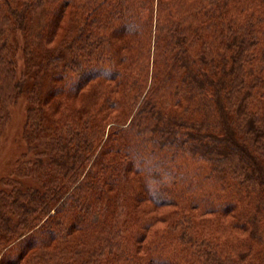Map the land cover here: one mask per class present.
Listing matches in <instances>:
<instances>
[{
	"label": "trees",
	"instance_id": "trees-1",
	"mask_svg": "<svg viewBox=\"0 0 264 264\" xmlns=\"http://www.w3.org/2000/svg\"><path fill=\"white\" fill-rule=\"evenodd\" d=\"M18 101L0 264H264V0H0Z\"/></svg>",
	"mask_w": 264,
	"mask_h": 264
},
{
	"label": "rangeland",
	"instance_id": "rangeland-1",
	"mask_svg": "<svg viewBox=\"0 0 264 264\" xmlns=\"http://www.w3.org/2000/svg\"><path fill=\"white\" fill-rule=\"evenodd\" d=\"M11 118L6 124L0 141V171H7L11 167L12 160L17 157L20 149L16 140L20 134L23 117L24 102L18 101L13 103L10 108ZM16 143V144H15ZM15 144V145H14Z\"/></svg>",
	"mask_w": 264,
	"mask_h": 264
}]
</instances>
